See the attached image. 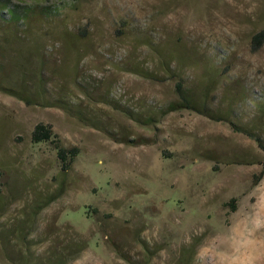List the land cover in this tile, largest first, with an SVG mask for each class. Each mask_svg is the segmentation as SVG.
Listing matches in <instances>:
<instances>
[{"label":"rangeland","instance_id":"obj_1","mask_svg":"<svg viewBox=\"0 0 264 264\" xmlns=\"http://www.w3.org/2000/svg\"><path fill=\"white\" fill-rule=\"evenodd\" d=\"M19 2L59 8L85 35L83 91L59 72L55 83L87 122L0 92V264H264V150L226 122L165 112L175 80L143 44L172 65L185 60L194 88L205 68L194 51L209 53L227 66V97L244 88L258 101L264 40L253 38L264 31V0ZM48 44L45 61L67 62L68 73L74 60L55 38ZM134 65L156 74L143 78ZM247 94L236 119L256 129ZM143 116L150 125L135 120ZM40 125L50 139L35 143ZM60 145L75 150L71 162Z\"/></svg>","mask_w":264,"mask_h":264},{"label":"trees","instance_id":"obj_2","mask_svg":"<svg viewBox=\"0 0 264 264\" xmlns=\"http://www.w3.org/2000/svg\"><path fill=\"white\" fill-rule=\"evenodd\" d=\"M19 1L22 0H0V92L28 104L35 100L40 106L61 109L68 115L87 122L82 118L81 110L65 98L66 95L64 96L63 92L66 89L55 83V75L59 72L62 75L59 78L60 83L72 84L79 91H83L81 89L82 82L78 78L77 64L87 55V51L78 49V47L83 48L82 43L85 41V35L74 32L67 21L68 17L63 15L61 9L52 11L49 8L40 7L37 3L22 4ZM53 38L62 46L61 54H66V59L69 56L75 62L73 68L68 67V73L62 69L67 65V62L61 63L59 61L54 63L55 68H50V64L45 61V56L48 53L47 48L50 49L48 42ZM147 40L144 38L143 44L153 49L155 57L159 60L158 65L164 68V74L175 80L176 99L168 104L165 112L189 110L212 121L226 122L233 130L253 138L258 146L264 150V143L259 135L260 132L264 131V126L257 124V121H264V97L258 101L252 100L251 95H248V91L244 88L245 92L243 91L242 95L232 94L227 97L226 93L229 90L224 89L228 82V73L225 70L227 66L219 63L215 57L212 58L209 53L202 51H194L197 57L195 54L188 56V64H191L193 57L194 59L198 58L197 60L200 59L205 67L202 72V79L196 88L188 86L184 74L186 61L176 57L175 65H172L173 61L167 63L170 59ZM263 40L264 31L253 38V42H262ZM131 70L146 79H152L156 74L139 65H134ZM48 85H51V89H48ZM219 91L223 95L221 99L223 101L218 99L215 102L214 96ZM246 94L250 102L253 103L256 129L252 125L241 124L239 119H236L235 107L240 105L243 99H247ZM101 101L104 102L103 98ZM135 120H139L137 122L144 125H150L152 121L151 118L145 116L137 117ZM87 124L102 129L96 121H89ZM49 135L50 131L40 125L35 128L32 139L35 143L44 142L50 139ZM113 139L115 138L113 137ZM119 142L123 144L138 143L137 140L133 141L128 138H121ZM141 144L146 143L141 142ZM74 153L75 150H66L61 145L57 148V156L63 161L69 155L71 162Z\"/></svg>","mask_w":264,"mask_h":264}]
</instances>
